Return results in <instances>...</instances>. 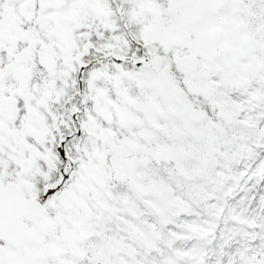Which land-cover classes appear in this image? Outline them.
Masks as SVG:
<instances>
[{
  "label": "snow or ice",
  "instance_id": "1",
  "mask_svg": "<svg viewBox=\"0 0 264 264\" xmlns=\"http://www.w3.org/2000/svg\"><path fill=\"white\" fill-rule=\"evenodd\" d=\"M0 264H264V0H0Z\"/></svg>",
  "mask_w": 264,
  "mask_h": 264
}]
</instances>
